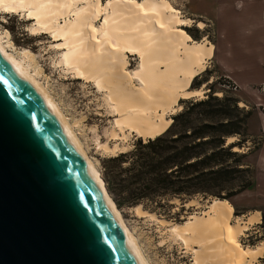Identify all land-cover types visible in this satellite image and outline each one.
<instances>
[{
    "label": "bare ground",
    "instance_id": "obj_1",
    "mask_svg": "<svg viewBox=\"0 0 264 264\" xmlns=\"http://www.w3.org/2000/svg\"><path fill=\"white\" fill-rule=\"evenodd\" d=\"M0 11L26 12L34 19L36 32H48L53 38L63 40L65 51L59 63L65 70L94 81L98 88H110L108 100L118 115L116 126L123 140L130 135L145 140L161 134L171 123L168 113L181 109L180 99L203 97V90L189 87L192 80L204 71L213 45L206 40H192L180 28L188 26L191 20L180 19L166 0H0ZM98 20H102L101 25H96ZM198 27H203V23L199 22ZM8 46L10 44H5L0 35V48L27 76L41 84L36 79L38 72L30 73L32 65L29 67L23 61L31 62L32 56L25 52V59L17 58L7 50ZM124 53L137 55L140 59L136 70L142 80L140 95L124 94L121 89ZM69 126L85 153L70 123ZM116 148H107L106 151L115 154L124 150ZM88 160L103 187L99 173ZM108 198L143 262L148 264L133 233L109 195ZM133 210L140 216L154 217V213L140 206ZM231 218V205L214 199L203 215L190 216L183 224L170 227L169 236L182 245L184 254L192 256V264H253L264 251V242L241 248L238 238L254 218L247 223L240 219L231 222ZM229 253L232 255L228 258Z\"/></svg>",
    "mask_w": 264,
    "mask_h": 264
},
{
    "label": "water",
    "instance_id": "obj_2",
    "mask_svg": "<svg viewBox=\"0 0 264 264\" xmlns=\"http://www.w3.org/2000/svg\"><path fill=\"white\" fill-rule=\"evenodd\" d=\"M102 184L51 93L0 48V264H145Z\"/></svg>",
    "mask_w": 264,
    "mask_h": 264
},
{
    "label": "rangeland",
    "instance_id": "obj_3",
    "mask_svg": "<svg viewBox=\"0 0 264 264\" xmlns=\"http://www.w3.org/2000/svg\"><path fill=\"white\" fill-rule=\"evenodd\" d=\"M166 1L172 9L178 12L180 19L191 20L188 26L184 25L180 28L192 40L195 42L206 40L215 47L214 53L205 64L204 71L196 79V89L203 90V97L180 99L178 104L181 109L176 108L175 113H168L167 118L171 119L172 122V117L183 109L184 101L206 99L210 87L214 91L213 96L222 97L225 92L228 96L238 100V107L247 111L251 110L253 117L258 115L264 118V84L246 90L241 89L238 83L222 69L217 60L216 44L218 45L220 39L217 13L218 9H221V3L225 0ZM230 12H234L232 8H230ZM26 14V12L21 11L16 13L0 11V35L3 36V42L10 44L7 50L17 58H24L23 53L25 52L32 56L31 62H27L29 61L27 59L23 61L26 62V65L29 64V67L32 65L29 69L30 73L38 72L36 79L51 93L54 100L64 111L87 157L92 161L102 179L103 160L130 151L135 142L142 138H137L134 135H130L124 140L120 138L122 134L116 126L118 115L111 107L113 104L110 105L108 100L110 88H98L94 81L65 70L64 66L59 63L60 56L65 51V47L62 45L63 40L53 38L48 32H36L33 29L34 19ZM101 22L102 20H98L96 25H101ZM199 22L203 23V27H198ZM122 57L125 59V70L121 80V89L124 94L140 95L142 80L140 74L136 71L140 59L137 55L129 53H124ZM109 81H106V83ZM192 82L189 89L195 90L191 88ZM261 130L254 118L251 121L249 120L248 131L255 132L254 137L262 134L264 139V133ZM142 140L145 141L146 139ZM236 140L237 138H233L231 141L227 139L226 144ZM254 142H256L255 139ZM251 145H253L252 142L248 141L241 149L236 148L235 150L247 152ZM105 147L109 149L117 147L115 150H118L119 147V150H124L117 151L114 154L112 151H106L107 148ZM255 156L254 153L251 156L253 163L256 162ZM214 199L220 200L204 195L177 196L162 201V207L154 211L148 208L144 209L142 205H137L151 214L154 213V217L150 218L149 216L138 215L133 210L136 206L116 208L128 229L133 233L148 264H192V256L184 254L182 245L170 238L169 229L175 224H183L190 216L203 215V212L208 209V205ZM190 201H193V203H189ZM220 201H226L231 205V222H235L239 218L242 222L247 223L248 219L246 217L249 212L255 209L264 210V193L256 189L249 190L230 201ZM236 210L240 212L238 216L235 215ZM261 222L262 215L260 223L251 222L252 224L250 223L249 227L247 226L242 234L243 236L241 235L238 238L241 248L254 246L264 240V233L260 228ZM231 255L232 253H229L228 258ZM262 259L264 257L255 260L253 264H263Z\"/></svg>",
    "mask_w": 264,
    "mask_h": 264
},
{
    "label": "trees",
    "instance_id": "obj_4",
    "mask_svg": "<svg viewBox=\"0 0 264 264\" xmlns=\"http://www.w3.org/2000/svg\"><path fill=\"white\" fill-rule=\"evenodd\" d=\"M209 90L206 99L184 101L163 133L138 139L130 151L103 160L102 179L117 208L142 205L154 211L177 196L230 201L255 189L258 169L251 156L257 159L263 138L248 131L253 113L238 107V100L225 92L217 97ZM230 138L237 140L226 144ZM248 141L253 145L247 152L235 150ZM258 210L264 233V210Z\"/></svg>",
    "mask_w": 264,
    "mask_h": 264
},
{
    "label": "crops",
    "instance_id": "obj_5",
    "mask_svg": "<svg viewBox=\"0 0 264 264\" xmlns=\"http://www.w3.org/2000/svg\"><path fill=\"white\" fill-rule=\"evenodd\" d=\"M230 8L234 12H230ZM217 14L220 39L216 49L217 60L222 69L243 90L264 84V0H225ZM214 49L213 46L212 54ZM253 118L264 133V118L256 115L250 121ZM256 167L255 189L264 193V139L257 154ZM246 218H254L252 223L258 224L261 211L255 209ZM262 242L264 240L260 243ZM261 257H264V251L255 260Z\"/></svg>",
    "mask_w": 264,
    "mask_h": 264
}]
</instances>
